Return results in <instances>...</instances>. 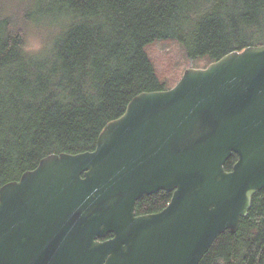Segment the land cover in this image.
Masks as SVG:
<instances>
[{
	"label": "water",
	"instance_id": "95a60500",
	"mask_svg": "<svg viewBox=\"0 0 264 264\" xmlns=\"http://www.w3.org/2000/svg\"><path fill=\"white\" fill-rule=\"evenodd\" d=\"M262 189L264 44L186 68L133 97L94 150L48 155L1 186L0 264H199ZM158 191L169 204L137 215Z\"/></svg>",
	"mask_w": 264,
	"mask_h": 264
},
{
	"label": "trees",
	"instance_id": "16d2710c",
	"mask_svg": "<svg viewBox=\"0 0 264 264\" xmlns=\"http://www.w3.org/2000/svg\"><path fill=\"white\" fill-rule=\"evenodd\" d=\"M32 27L50 30L35 51L26 42ZM168 41L205 67L263 45L264 0H0V187L48 155L94 150L133 97L173 87L148 55ZM170 199L143 196L136 214L158 213ZM199 264H264V189Z\"/></svg>",
	"mask_w": 264,
	"mask_h": 264
},
{
	"label": "rangeland",
	"instance_id": "374dc122",
	"mask_svg": "<svg viewBox=\"0 0 264 264\" xmlns=\"http://www.w3.org/2000/svg\"><path fill=\"white\" fill-rule=\"evenodd\" d=\"M49 35L50 30L43 27L29 28L26 33L27 48L33 51L39 49ZM148 55L159 76L165 78L169 86L179 81L186 68H203L206 65L203 60L189 61L182 48L172 41L157 42L148 50Z\"/></svg>",
	"mask_w": 264,
	"mask_h": 264
}]
</instances>
